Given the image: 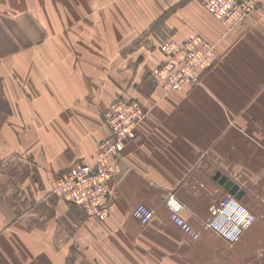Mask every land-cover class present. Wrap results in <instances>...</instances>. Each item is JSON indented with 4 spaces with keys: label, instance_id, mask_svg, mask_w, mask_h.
I'll use <instances>...</instances> for the list:
<instances>
[{
    "label": "crops",
    "instance_id": "obj_1",
    "mask_svg": "<svg viewBox=\"0 0 264 264\" xmlns=\"http://www.w3.org/2000/svg\"><path fill=\"white\" fill-rule=\"evenodd\" d=\"M183 1L0 0V31L11 49L0 56V264H264L257 166H249L255 189L227 180L242 190L254 222L234 243L208 227L210 208L228 191L219 182L223 168L248 159L241 147L260 141L258 132L249 135L226 160V145L237 142L231 116L227 135L234 105L219 89L145 98L152 111L125 146L104 221L52 194L51 181L75 162L90 163L108 135L102 116L116 94L147 96L146 76L160 56L135 45ZM177 15L166 19L171 29L182 27ZM261 43L243 58L254 63ZM235 122L250 127L241 116ZM171 195L190 233L172 220L164 204ZM139 204L154 210L146 225L131 217Z\"/></svg>",
    "mask_w": 264,
    "mask_h": 264
},
{
    "label": "rangeland",
    "instance_id": "obj_2",
    "mask_svg": "<svg viewBox=\"0 0 264 264\" xmlns=\"http://www.w3.org/2000/svg\"><path fill=\"white\" fill-rule=\"evenodd\" d=\"M191 2L192 5L188 6V15H185L186 13L182 12V9L183 7H185V4ZM204 8L205 7L203 5V0H184L183 2H180V4H178L176 8H172L171 12L163 15L162 18L155 25L151 26L148 32L144 34L145 36L140 39V42L135 45L138 46L140 44L141 47L146 49L145 51L149 53H154V56H160L159 62L157 60L155 63H152V67L146 76V79L148 77L151 79L152 82L144 90H148L146 92L147 96H142L144 100L143 101L139 96H131L132 94L126 93H117L114 99L109 102V105L117 100L137 101L145 111L142 121L140 123L141 125L143 122H145L147 116L151 113L153 106L151 105L152 102L146 104L145 98L151 97L156 91H158L159 95L168 97L171 95L179 94L180 92L184 91L190 92L197 88L212 89V91H218L219 89L220 93L227 95L226 102L224 103L229 106L234 105V107L232 108L234 112H227V135L232 136V132H230L229 130V122L233 119V132L236 136L234 137V142H237L235 144L232 143V146H229L228 144L226 145V160L232 156L234 150L238 151L240 149L238 145L244 144L245 140H247V137L249 135H256V133L258 132V140H260L257 145L242 146V158L248 159H242L240 162L236 161V164L233 163L228 165L227 167L225 166L222 170V175H227L225 177V182L227 180H231L233 183L236 184L241 183V187H243V189L247 191L248 189L252 190L255 188L251 187L250 185V182L254 179V176L249 169L250 163H252L251 166H257V169L261 174L260 182L261 184L264 183L263 0H261V2H259L255 7V9L252 10L245 17L239 20H230L226 22L214 19L212 16L206 13ZM176 9L178 10L177 19H180L182 23V27H180L179 30L171 29L166 23V19ZM192 36H197L203 39V41H205L209 48V52L207 53L203 50H200L201 56H198L196 63L188 64L186 52H183L181 48L183 41L186 38ZM257 41L262 42V48H254V50H252L254 56L253 63L248 57L243 58L241 53L242 51H244L247 55H249L251 52V45L258 46ZM165 46H169L168 51L172 50L175 54L178 53L177 61L176 63H170L171 67L166 66L161 68V66L166 62L168 58L163 52V48ZM9 51H11L10 43L8 42L7 37H4L3 33L0 31V56L7 55ZM149 53H146L147 57H149L148 62H152L154 61V57L153 55L151 56ZM157 56L156 58H158ZM157 67L161 68L159 70H165L166 72L157 76L156 73H154ZM212 73H221L220 75L223 76L224 79L219 80L218 77H215L213 75L207 77L209 74ZM179 76L185 78V80L187 81L182 83L181 86L175 90L166 89V84L168 86L171 81L173 82L174 80L179 79ZM124 92H127V90H124ZM174 98L178 100V96ZM181 100H185V97H182ZM195 100L199 102V99L197 97H195ZM208 102L212 104L213 102H215V100L214 98L209 97ZM108 106L106 107V109L108 108ZM3 108L4 105L2 106V109ZM240 110L241 112H239ZM105 111L103 113L102 120L106 125ZM230 116L232 118L231 120H229ZM239 116L244 118L247 122L249 121L250 127H246L244 122H242L241 127L239 122L236 124L235 121L239 120ZM135 139H133L131 142H133ZM93 159L94 158L92 157L90 159V162H92ZM82 162L83 161L75 162L70 165L67 169L62 171L61 174L54 178L51 183L55 184L56 182H58V177L62 179V176L66 175L67 170H69L75 164H81ZM221 177L224 176H220V179ZM232 185L236 186L235 184L231 183V186ZM236 187L237 190H241L238 188V186ZM255 194L257 195V193ZM227 195L231 194L226 191L217 203H220V201ZM171 196L174 198L173 195ZM262 196L264 197V192L262 193ZM58 200L64 203L72 204L76 206L79 210H81L82 213H84L78 205L67 200ZM174 200L181 204V202L177 199L174 198ZM164 204L167 207L166 201H164ZM167 209L169 210L168 207ZM111 211L112 207L110 203V210L108 215ZM84 215L89 218H95L94 216H90L85 213ZM256 215L261 216L260 213H257ZM253 216L255 220V215L253 214Z\"/></svg>",
    "mask_w": 264,
    "mask_h": 264
},
{
    "label": "built area",
    "instance_id": "obj_3",
    "mask_svg": "<svg viewBox=\"0 0 264 264\" xmlns=\"http://www.w3.org/2000/svg\"><path fill=\"white\" fill-rule=\"evenodd\" d=\"M259 2L261 0H203V5L216 20L226 22L245 17ZM163 49L168 58L161 68L176 63L178 55L172 50L168 51L169 46ZM181 50L186 52L188 64L196 63L198 56H201L200 50L209 52L205 41L197 36L186 38ZM161 68L155 69L157 76L166 72L159 70ZM186 81L179 76V79L171 81L168 86L166 84V89L175 90ZM144 113L142 106L135 100H117L111 103L105 111L108 135L98 143L93 161L72 166L67 170V176H62V179L59 178L58 182L52 184L54 192L61 199L78 205L85 214L104 221L110 210L112 181L118 175L119 161L125 146L136 138ZM165 201L175 224L190 233V225L180 216L182 204L172 196ZM218 204L217 208L212 206L209 210L211 216L208 227L227 242L234 243L252 224L254 216L232 195L225 196ZM131 215L140 224L146 225L154 217V210L139 204L133 208Z\"/></svg>",
    "mask_w": 264,
    "mask_h": 264
},
{
    "label": "water",
    "instance_id": "obj_4",
    "mask_svg": "<svg viewBox=\"0 0 264 264\" xmlns=\"http://www.w3.org/2000/svg\"><path fill=\"white\" fill-rule=\"evenodd\" d=\"M220 183H224L225 182V178L224 177H221V179H220V181H219ZM225 187L226 188H230V192L232 193V194H235V197L236 198H239V196L242 194V191L241 190H237V187L236 186H231V183H229L228 181H226V183H225Z\"/></svg>",
    "mask_w": 264,
    "mask_h": 264
},
{
    "label": "bare ground",
    "instance_id": "obj_5",
    "mask_svg": "<svg viewBox=\"0 0 264 264\" xmlns=\"http://www.w3.org/2000/svg\"><path fill=\"white\" fill-rule=\"evenodd\" d=\"M205 9V8H204ZM206 11V10H205ZM206 13L208 14V12L206 11ZM208 15H210V14H208ZM211 16V15H210ZM214 18V17H213ZM215 19V18H214ZM98 146V145H97ZM225 178V177H224ZM57 179H59V177L57 178ZM226 179V178H225ZM226 183V182H225ZM224 183V184H225ZM233 184V183H232ZM231 188V187H230ZM230 188H227L228 189V192L235 198V199H237L236 197H235V194H232L231 192H230ZM239 188V187H238ZM52 194L54 195V196H56L58 199H61L60 198V196H58L55 192H54V186L52 187ZM238 201L240 200V198L239 199H237ZM173 201V200H172ZM174 203H175V201H173ZM240 202V201H239ZM241 204H242V202H240ZM219 205V204H218ZM218 205L216 206V208L218 207ZM250 212V211H249ZM246 230V229H245ZM244 230V231H245Z\"/></svg>",
    "mask_w": 264,
    "mask_h": 264
}]
</instances>
